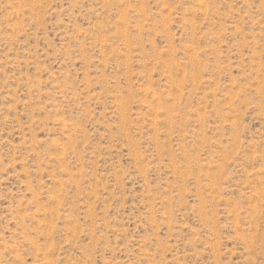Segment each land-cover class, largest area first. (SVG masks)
<instances>
[{
    "label": "rangeland",
    "instance_id": "1",
    "mask_svg": "<svg viewBox=\"0 0 264 264\" xmlns=\"http://www.w3.org/2000/svg\"><path fill=\"white\" fill-rule=\"evenodd\" d=\"M0 264H264V0H0Z\"/></svg>",
    "mask_w": 264,
    "mask_h": 264
}]
</instances>
